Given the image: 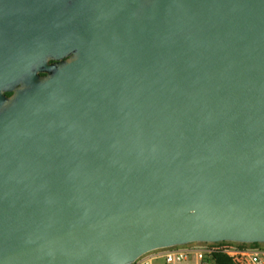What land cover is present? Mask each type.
I'll return each mask as SVG.
<instances>
[{"label":"water","instance_id":"1","mask_svg":"<svg viewBox=\"0 0 264 264\" xmlns=\"http://www.w3.org/2000/svg\"><path fill=\"white\" fill-rule=\"evenodd\" d=\"M221 241L264 244V0H0V264Z\"/></svg>","mask_w":264,"mask_h":264},{"label":"built area","instance_id":"2","mask_svg":"<svg viewBox=\"0 0 264 264\" xmlns=\"http://www.w3.org/2000/svg\"><path fill=\"white\" fill-rule=\"evenodd\" d=\"M217 254L227 256L234 264H264V248L231 241L191 242L156 249L132 264H215Z\"/></svg>","mask_w":264,"mask_h":264},{"label":"trees","instance_id":"3","mask_svg":"<svg viewBox=\"0 0 264 264\" xmlns=\"http://www.w3.org/2000/svg\"><path fill=\"white\" fill-rule=\"evenodd\" d=\"M215 264H234L227 256L223 254L215 255Z\"/></svg>","mask_w":264,"mask_h":264},{"label":"rangeland","instance_id":"4","mask_svg":"<svg viewBox=\"0 0 264 264\" xmlns=\"http://www.w3.org/2000/svg\"><path fill=\"white\" fill-rule=\"evenodd\" d=\"M245 247H261L264 248V244H243Z\"/></svg>","mask_w":264,"mask_h":264},{"label":"flooded vegetation","instance_id":"5","mask_svg":"<svg viewBox=\"0 0 264 264\" xmlns=\"http://www.w3.org/2000/svg\"><path fill=\"white\" fill-rule=\"evenodd\" d=\"M68 58H65L64 60H67ZM50 63H55L54 61H50ZM42 76H44L45 74L41 73ZM7 96H11L13 94V92H6L5 93Z\"/></svg>","mask_w":264,"mask_h":264}]
</instances>
